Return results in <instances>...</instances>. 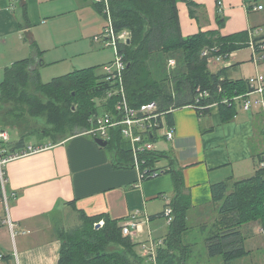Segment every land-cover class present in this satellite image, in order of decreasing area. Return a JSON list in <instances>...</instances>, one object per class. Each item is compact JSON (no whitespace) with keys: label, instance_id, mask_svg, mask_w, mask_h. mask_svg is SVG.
<instances>
[{"label":"crops","instance_id":"obj_1","mask_svg":"<svg viewBox=\"0 0 264 264\" xmlns=\"http://www.w3.org/2000/svg\"><path fill=\"white\" fill-rule=\"evenodd\" d=\"M258 1L195 0L198 5L195 18L191 17L188 6L180 3L182 33L191 36L218 31L226 37L254 30L251 15L264 11L263 5L254 3ZM258 6L263 8L255 10ZM92 15L98 21L95 26L103 27L104 16L84 0L0 1V55H3L0 56V85L7 67L36 55L34 43L43 52L36 66L40 72L68 62L69 57H75V66L82 69H105L111 65L113 59H101L108 47L94 41L97 30L90 24L95 21ZM255 31L259 33L258 29ZM73 50L82 51L75 55ZM28 53L30 56L25 58ZM235 60L228 70L241 63ZM235 112L233 119L224 121L219 105L202 116L192 106L174 109L171 120L170 114L165 117V123L173 127L174 140L160 144L164 141L162 132L154 138L157 151L164 156L152 169L161 174L146 180H142L140 171L134 167H117L118 156L114 151L101 147L96 139L82 133L63 136L56 142L41 139L35 143L28 142L25 133L20 137L12 135L9 144L12 153L30 147L47 148L7 164L10 214L18 233L15 229L12 233L7 226L0 227V264H59L62 243L58 232L61 228L80 225L79 212L90 217L106 214L122 225L139 212L141 225L134 232V242L149 246L151 241H164L169 225L162 215L175 197L172 174L165 170L183 173L185 191L192 199L188 225L191 219L195 221L190 226L191 234L198 226L201 229L210 225L208 221L217 216L212 185L231 177L239 181L253 176L254 155L264 152L263 140L257 142L262 138L264 112L262 117L253 108L249 112L239 104ZM105 113L103 110L101 114ZM23 138L25 142L20 144ZM206 208L211 210L212 218L203 220L200 215ZM187 241L193 243L190 239ZM137 251L141 253V248ZM141 257H145L144 251Z\"/></svg>","mask_w":264,"mask_h":264},{"label":"trees","instance_id":"obj_2","mask_svg":"<svg viewBox=\"0 0 264 264\" xmlns=\"http://www.w3.org/2000/svg\"><path fill=\"white\" fill-rule=\"evenodd\" d=\"M84 1L90 2L105 18L110 17L117 33L129 34L130 43L118 44V55L125 65L121 78L108 81L106 74L96 75L99 67H92L44 83L36 67L43 52L34 43L35 56L16 61L5 69L0 85L1 130H6L7 120L34 119L44 128L43 139L56 142L63 136H76L90 128L93 115L103 110L114 112L122 93L133 108L156 102L161 111L167 112L198 104L204 107L196 108L202 116L210 113V105L218 103L224 121L235 117V107L241 103L234 99L249 91L248 80L234 81L228 74L233 65L213 72L203 51L217 46L222 54H229L253 44L260 64L264 62V35L255 37V30H250L226 37L218 31L184 36L179 4H186L195 18L198 8L195 0ZM24 13L29 24L26 9ZM218 21L223 26L221 18ZM170 60L176 62L174 69L169 68ZM205 91L210 97L200 99L199 95ZM97 100L103 101L101 108L97 107ZM224 100L231 102L225 104ZM168 117L171 120V114ZM261 132L264 134V125ZM111 136L106 148L118 156L117 167H133V152L121 131L112 130ZM24 142V138L20 140V144ZM163 156L158 151L142 152L143 169L154 167ZM254 161L253 176L239 181L231 177L211 187L217 216L211 225L200 230L206 236L208 257H221L225 264L252 254V250L246 249L245 225L257 222L264 233V152L254 155ZM164 172L172 174L175 185V197L167 206L173 211V219L154 262L141 257L138 244L131 236L123 235L120 221L106 214L90 217L79 212L80 225L58 232L62 243L59 264H188L196 254L195 247L193 251L196 243L187 241L192 232L188 225L192 199L185 191L182 171ZM162 216L165 217V212ZM100 222L104 224L97 229Z\"/></svg>","mask_w":264,"mask_h":264},{"label":"built area","instance_id":"obj_3","mask_svg":"<svg viewBox=\"0 0 264 264\" xmlns=\"http://www.w3.org/2000/svg\"><path fill=\"white\" fill-rule=\"evenodd\" d=\"M262 8V6H258L254 9L261 10ZM107 19L108 25L105 26V32L102 36L94 37V41L97 43H103L106 47L114 49L116 54L115 62L104 69L107 80L114 81L115 79L121 78V74L125 69L123 57L118 55V44H126L130 38L126 31L117 33L113 27L112 19L110 17ZM255 34H258V31H255ZM251 45V48H253V44ZM235 55L236 52L222 54L220 48L217 46L207 48L203 51V56L207 57L209 66L221 65L223 67H230L232 65L231 60ZM255 56H257V54H255ZM227 59H230V61H227ZM254 60L259 64L258 56L257 58L255 57ZM175 65L176 62L174 60L169 61L170 69H174ZM247 80L250 87L249 91L245 95L236 97L234 101L241 103V107L250 112L253 108L251 99L256 96L259 99L255 102L262 106L264 112V76L258 75L256 77H250ZM110 96L112 95H109V97ZM209 97L210 93L208 91L199 95L200 99H208ZM200 99H198V102L201 101ZM230 102V100L223 101L225 104H229ZM197 105L198 104L192 105V107L200 109L204 108L201 105ZM217 105L219 104L215 103L210 105L209 108ZM173 110L163 112L159 109L156 102L142 105L139 108H133L122 93L121 100L115 105V111L93 115L90 119V128L83 131L82 134L94 139H103L108 142L112 139L111 131L120 130L123 139L130 143L133 152V167L140 171L142 180L154 178L160 175L161 171L150 167L143 169L140 154L146 151H157L154 138L158 136L157 134H159V132H162V136L167 142H172L174 140L173 127L165 123V117ZM10 140V133L7 130H0V226H7L12 233H14L16 225L12 221L10 214L11 196L8 192L9 180L6 172L7 164L27 154L44 150L47 147H30L25 151L12 153L9 148ZM172 214L173 211L171 207H167L165 210V219L167 220L168 225L172 222ZM99 224L103 226L104 223L100 222ZM140 225L139 212H136L125 224H123V235L133 237L134 232L140 230ZM163 245L164 241L162 240L151 241L149 246L143 245L145 257H148L149 260L154 262L156 260L158 248Z\"/></svg>","mask_w":264,"mask_h":264},{"label":"rangeland","instance_id":"obj_4","mask_svg":"<svg viewBox=\"0 0 264 264\" xmlns=\"http://www.w3.org/2000/svg\"><path fill=\"white\" fill-rule=\"evenodd\" d=\"M256 4H260L264 6V0H260L258 2H254ZM93 16V15H92ZM251 24L252 26H256L255 29L259 30L258 34H255V37H261L264 35V11L261 12L260 14H254L251 15ZM93 18L95 19V21H93L92 23V27L94 29H96V35L97 36H102L103 33L105 32V26L108 25V19L104 17V19L102 20V24L103 27H98L95 26L97 24V19L95 16H93ZM99 19V18H98ZM101 19V18H100ZM67 21H71L70 19ZM96 27V28H95ZM254 29V30H255ZM93 30V29H92ZM250 31V30H249ZM97 47V46H96ZM83 50V49H82ZM76 51L73 50V54H80V52L82 51ZM105 53L104 56H102V60L107 61V60H115V51L113 48H108V50H103ZM31 52V51H30ZM46 54H48V52H45ZM44 53V54H45ZM31 53H28V55H25V58H27V56L29 57ZM45 54V55H46ZM3 56V55H0ZM257 58V56H255L254 54V50L251 47L248 48H244L241 49L240 51L236 52V55L232 58L231 61L235 60V62H241L240 64H235V67L231 70H228V74L230 75V77L234 80V81H239V80H247L250 77H256L258 75H262L264 76V62L257 64L256 61L254 60V58ZM46 58V57H45ZM45 58H43L45 60ZM231 59V58H230ZM230 59H227V61H230ZM49 60V58H48ZM234 62V63H235ZM88 64V63H87ZM223 66L221 65H210L209 68H211V70L213 72H218L220 70V68H222ZM84 67H79V65L75 66V57H69L68 62L64 63V64H58V65H54L51 67H46L44 69H41V79L44 83H48L51 80H53L54 78L66 75L70 72H74L75 70H79L82 69ZM105 71L103 67H99V69H97L96 75L97 76H101L104 75ZM259 99L258 97H252L251 102L253 105V111L256 114H260L263 117V110H262V106L258 105L255 101ZM97 107H102L103 105V101L101 100H97ZM36 120H22V121H10L7 120V125H5L6 130L10 133V137L12 139V135H15L17 137H20L21 135H24V133L26 134L25 136L28 139V142L31 143H35L38 142V140L43 139V126L40 123H36L34 122ZM1 130V129H0ZM262 138L260 137L258 139V143L263 140V147H264V134H262ZM47 139V138H45ZM168 143L166 140H161L159 143L160 144H166ZM157 146V145H156ZM253 171H255L256 169H252ZM207 208L205 209L204 214H201L200 216L202 217L203 220H208L210 218H212V213L211 210L206 211ZM195 213V212H194ZM76 219V218H75ZM216 217H214V219L212 221H208V224H212L215 221ZM195 222V221H194ZM193 219L190 220V226H193L194 224ZM198 222V221H196ZM2 227V226H0ZM200 226L196 227L194 232L190 235V238L188 237L187 240L190 239L191 242L196 243L195 246V253L196 256L194 259V256L192 258V260L188 263V264H225L223 259L221 257H216V258H209L207 255V251H206V245H205V235H203L202 231L199 228ZM15 233H18V230L15 229ZM243 233L247 236V241H246V249L247 250H252V254L242 258L240 260H237L235 262H233L232 264H264V233L262 231V227L259 225V223L257 222H253L249 225H245L243 228ZM14 244V243H12ZM146 245V244H144ZM14 247V245H13ZM138 247L141 248V254L143 252V245L139 244ZM193 251H194V247H193Z\"/></svg>","mask_w":264,"mask_h":264},{"label":"water","instance_id":"obj_5","mask_svg":"<svg viewBox=\"0 0 264 264\" xmlns=\"http://www.w3.org/2000/svg\"><path fill=\"white\" fill-rule=\"evenodd\" d=\"M127 43H130V39L127 41ZM95 141H96V143H97L98 145H100L101 147H107V146H108V142L105 141V140H103V139H96ZM100 227H102L100 224H97V225H96V228H97V229L100 228Z\"/></svg>","mask_w":264,"mask_h":264},{"label":"bare ground","instance_id":"obj_6","mask_svg":"<svg viewBox=\"0 0 264 264\" xmlns=\"http://www.w3.org/2000/svg\"><path fill=\"white\" fill-rule=\"evenodd\" d=\"M252 41V40H251ZM253 42V41H252Z\"/></svg>","mask_w":264,"mask_h":264}]
</instances>
